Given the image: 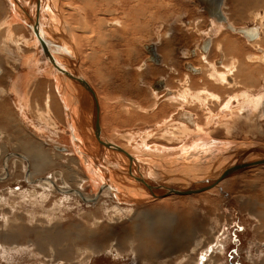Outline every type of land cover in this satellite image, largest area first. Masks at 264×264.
Here are the masks:
<instances>
[{
    "label": "rangeland",
    "instance_id": "1",
    "mask_svg": "<svg viewBox=\"0 0 264 264\" xmlns=\"http://www.w3.org/2000/svg\"><path fill=\"white\" fill-rule=\"evenodd\" d=\"M6 1L0 0V58L4 63H0V65L8 72L12 70L10 73V80L11 77L24 75V78L30 80L27 86L32 85L29 87L32 89L30 92L31 94L28 95L25 101L26 107L24 114L27 120L25 119L26 121H24L23 125L19 124L21 123L20 121L17 124L16 137L19 138L22 135L27 136L28 140H23L25 143H29L39 155L43 156L44 153L45 157H48L51 162L53 161V164H55V166L53 165V170L48 168L51 172L54 171L59 173L61 169L69 168L76 179L73 184L75 183V186H77L81 184L82 179L85 180L88 178H86L84 173L80 170L82 167L78 164V158L75 155L76 150H74L68 140L69 132L66 126L64 113L59 107L60 104L55 94L56 86L53 79L54 77L51 76V68L46 61H43V56L41 52H39V46L37 47L35 44L34 36L30 29L16 16L15 11L18 9L15 8L13 12L14 9H12L11 4H9L10 1ZM244 1L245 0H224V8L222 7V11L228 15L230 24L234 27L236 26V28L256 27V25L259 27L257 44L260 48V52L256 49V46L248 43L253 42L255 39L251 40L229 30H222V26L217 24L214 25V23H211V26L205 29V25L209 24V17L200 9V5L194 0H139L138 3L135 4L130 2V6H134L138 10L137 15L140 21L150 25L147 31L137 32L138 37L133 34V37L139 40L138 49H133L129 46L128 42L131 40V36H122L116 27L117 21H112L109 26H114V28H106L104 32L106 34L108 31L113 32L112 41L122 38L128 46L126 53L121 56V58L112 56L108 59V56L104 55L99 58L93 66L89 65L87 62L83 63L82 56H79L78 64L81 73L88 81L90 87L94 90L99 104L100 123L103 129L106 128V130L104 129L106 133L111 137L120 138L118 135L121 132L122 134L124 133V136L130 131L142 132L146 130V128L150 130L148 127L151 126V123L150 125L146 123L141 124V126L140 123L137 122L134 124L136 129L130 128L127 130H120L126 127L122 126L121 123L113 126L110 125L109 120L104 116L107 115L110 108V102L106 98V96L111 93L110 89H117V92L113 94L112 98L113 106L118 105L115 104L116 100H119L117 103H122V100H129L131 102V99L139 100L143 97L150 100V105H152L155 100L152 94L156 92L152 93L150 88L154 87V82L157 84L165 77L166 79L170 76L176 78L173 79L169 87L177 91L178 88H181L180 84H183L185 75H187L185 85L190 86L188 89H191L192 91L190 92H194L193 94L201 90V87L207 88L209 84L215 86V88H221L223 85H227L225 84L226 82L224 81V83L222 80L224 79L223 74L226 70L223 65L218 66L215 64L219 56L222 57L215 43L217 41L220 42L222 39L236 40L238 48L237 51H233V56L237 59L242 58L243 61L248 62L244 67L248 66L254 72L253 78L255 80V85H257V89L249 91L242 87L230 89L224 86L225 91L223 95L221 96L218 94L223 100H220L218 105L215 103L216 106H214L215 109L213 108V111L217 113L222 108L221 106H227L229 99H226L229 96H231V99L234 97L233 90L237 91V97L247 95L248 93L257 96L263 95L264 9L258 8V12H253L252 10H248L247 4ZM251 1L256 2L255 0ZM242 3L246 6L243 7ZM57 7L58 9L61 8V12L64 10L66 21L64 17L63 19L69 30H71L69 26L72 25H76L80 28L78 20L74 18L77 20L76 22L68 15L70 13L69 9L60 7L59 2ZM143 10L146 16L145 19L141 17ZM115 11L118 12L120 17L127 21L132 22L135 20V14H133L127 6H117ZM66 12H68V14ZM14 16L15 18H13ZM151 16L153 19H151ZM105 17L107 18L109 15ZM186 21L189 22L188 27L185 26ZM12 23H14V25H12ZM76 34L78 37L80 33L77 32ZM142 35H144L143 38ZM208 36L212 37V40L210 39L211 42L210 40H204V37ZM173 42H177V49L171 46ZM83 43V39H78L75 43L76 48L80 49ZM142 44H152L154 46V51L158 54H162V58H160L161 62L157 66L155 65L156 63H146L144 61L148 55L147 52L142 49ZM196 45H198V47H210L206 57L200 53L198 49L197 56L191 58V54L188 56V53L185 51L191 50V48L195 50ZM78 52L80 53V50H78ZM81 52H87V50L83 49L82 51L81 49ZM175 58H177V60L174 61ZM107 59L114 66H104V62ZM166 61L170 64L164 67ZM186 63L193 65L199 72L195 74L184 70V64ZM208 65L211 68L207 70L206 67ZM169 66L176 71V74L173 75L170 71L168 72ZM175 66H179V70H177ZM21 67L24 68L22 69ZM98 67L101 69L99 70ZM152 68H154V74L152 76H144L145 79H143L141 72ZM231 76L232 72L229 73L228 77ZM34 77H36L38 81L35 80ZM10 80L3 85L9 87L11 83ZM138 85L141 86L142 89L140 94H137L135 89ZM11 97L13 98V96ZM16 100L15 98L14 101ZM172 101L177 106L182 104V101ZM240 101L232 102L229 109H242L243 105L251 107V104L246 102L243 103V100ZM7 102H10L12 107L11 108L8 104L7 110L17 112V115H19V103L17 104V101L15 104L11 103L13 102L11 99ZM106 102L108 103L107 105H105ZM193 103L195 104L197 102L194 101ZM5 105L6 103L4 102L2 108H4ZM196 107L198 106L196 105ZM257 107L258 115H262L257 126L262 129L259 133L254 136L249 135L244 140H248L249 143L254 142L256 144H263L264 146V104H260ZM185 109L192 111V109L187 106H185ZM204 116L205 115L201 113L198 119V123L202 126L205 124ZM185 125L191 128L189 125L184 124V126ZM214 125L215 124L211 125V129ZM181 126L183 127L181 124H174L170 127V131L174 130L173 136L176 135L174 137L177 140V142H173L172 146L167 145L170 148L179 147L181 142L184 143V145H182L183 147L191 144L193 145L194 141L188 138L185 139L186 134L183 135L184 131ZM222 131L219 132V134H210V137L212 136V139L218 141L223 140L225 142H229V139H238L239 141L237 142L243 141L241 140L242 135L240 134H228V136L230 135L228 139L226 138L227 133L224 135ZM0 135V143L3 144L6 140V138H4L6 134L0 132ZM181 138H184L183 141H181ZM62 139L64 140L62 141ZM147 141L148 139H146V142ZM119 143L122 144L120 140ZM7 145L9 146V151L5 150V152H7V154L13 153L11 144L9 143ZM23 145L24 144H22V146ZM170 148L169 150H171ZM82 150L88 151L85 148ZM0 168L2 169L1 163ZM76 168H79V170ZM257 168L243 171L244 173H240L232 178V180L230 179L218 185V187L212 191L204 194L201 193L199 196L197 194L187 197L181 196L177 197L178 199L173 198V200L170 199L169 202L171 204L166 207L162 204L132 205L127 201H115L119 206L128 204L125 206L128 209H133V212H129V214L123 213L114 206L111 207L110 205L109 207L108 203H106L107 205L105 206H99L90 205V203L86 205L77 198L65 200L58 197L59 194H55V192L49 193L54 194L53 196L50 195L49 200L44 202L40 198L32 199V197L28 196L25 189L20 188L18 192L24 191V195L22 199L16 200V206H18L16 212L21 213L22 211V217H24L23 222L27 224H31L36 220H48V231H51L49 234L50 237L48 238L49 242H46V247H33V244H26V240L33 239L32 235L29 234L28 236H24L22 234V237H19V235L10 234L8 241L11 244H17L21 247L18 253H15L14 250L12 251L14 248L7 247L9 246L8 243L4 245L3 238L5 236L3 234L2 239H0V264H264V171L262 170L264 168L261 170L259 169L261 167ZM194 171L192 170L193 174H197V172ZM42 173L44 174L46 172L43 171ZM189 173L192 174L191 171H189ZM189 173L187 175H189ZM37 174H39V172ZM193 174L191 176H193ZM63 176L62 174V177ZM30 184L33 185V182ZM17 185L21 187L22 184L18 183ZM17 185L15 182L5 183L2 186L0 185V193L2 194L5 191L9 194L11 190H18ZM23 186H25V184H23ZM86 186L87 187L84 188V194L87 195L90 194L93 189L88 186V184H86ZM36 188L41 191L39 187L36 186ZM97 189L98 188H95V192H97ZM4 195H6L4 196L5 198L9 197L8 200L10 201L11 198L12 201L16 198L15 195L8 196L6 193H4ZM0 204H2L1 206L3 207L9 205L4 204V202ZM156 205H160L158 209L168 211L167 217L171 219L170 222L172 223L170 226V240H172L173 244L171 245L168 242L171 246L168 247L159 240L142 236L140 241L144 247H142V250L138 247L136 253L132 245H125V234L136 230V228L132 227L134 222L139 224L138 219L133 218V213H137V211L141 212L152 206L156 207ZM154 216H156V214ZM56 224L58 227L54 228ZM89 231L94 232L90 237L87 236ZM1 232H3V230ZM16 238L18 239L15 241ZM178 238H180V242L176 244ZM127 247H129V250L126 249ZM130 249L133 252L130 251ZM167 249L170 250L167 251Z\"/></svg>",
    "mask_w": 264,
    "mask_h": 264
},
{
    "label": "bare ground",
    "instance_id": "2",
    "mask_svg": "<svg viewBox=\"0 0 264 264\" xmlns=\"http://www.w3.org/2000/svg\"><path fill=\"white\" fill-rule=\"evenodd\" d=\"M8 1H10L9 4H11L12 9H14L13 12L15 11V8L18 9L15 13L21 21H29L32 25L39 26L41 33L46 38L47 44L45 47L53 59L54 64L58 66V69H56V67L45 58L35 37L34 42L37 47L39 46V52H41L43 56V61H46L51 68L49 69L51 76L54 77L53 79L56 86L55 94L60 104L59 107L64 113L66 126L69 132L68 140L74 150H76L75 155L78 158V164L82 167L80 170L84 173V176L88 178L85 180L82 179L81 184L75 186V183L73 184V182L76 181V179L74 178L73 173L70 172L69 168L61 169L62 172L60 171L59 173L54 171L51 172L50 170H53L54 168L53 165L55 166L53 161L51 162L48 157H45L44 153L43 156L39 155L29 143H25L23 140H28L27 136L22 135L19 138L16 137L17 124L20 121L21 123L19 124L23 125L24 121L27 120L26 115L24 114L26 107L25 101L26 98H28V95L31 94L30 92L32 89L29 87L32 85L27 86L28 81L30 80L24 78V75H17L15 77L12 73L14 77H11L10 80V73L12 70L8 72L0 65V132L6 134L4 135V138H6L5 143H0V163L2 164V169L0 168V185L2 186L3 184L10 182H15L17 184L20 180H24L27 185V188L19 187L17 185L18 190H11L12 192L9 191V194L5 191L2 194L0 193V203L4 202V204H9L7 207H3L1 206L2 204H0V239H2V235L4 234V245L8 243L9 246L7 247L14 248L11 249L12 251L14 250L15 253H18L21 247L17 244H11L8 241L10 234L19 235V237H22V234L24 236L30 234L33 236V239L26 240V237V244H33V247H46V242L49 240V234L51 233V231H48V220H36L31 224H27L23 222L24 217H22V211L21 213L16 212V210H18L16 200L22 199L24 195V191L18 192L20 188L25 189L28 196L32 197V199L40 198L44 202L48 201L49 196H53L54 194L49 193L55 192V194H59L58 197L65 200L77 198L86 205H89L90 203V205L93 204L99 206H105L107 205L106 203H108L109 207L110 205L111 207L114 206L123 213L129 214V212H133V209H128L125 206L128 204L119 206L115 201H127L132 205L162 204L166 207L171 204L169 202L170 199L173 200V198L181 197L178 195H164L163 192L166 188L181 187L185 184L194 183L196 181L199 182V180H203V178L209 174L211 175L210 177H216L220 175L222 171L227 169V167L248 162L257 157L256 155L249 156L246 151L251 149L257 151L260 149L264 150L263 144H256L254 142L249 143L248 140H244L247 136H254L262 129L257 126L260 117H262V115H258L257 106L264 104V94L257 96L248 93L247 95L237 97V91L233 90L234 97L231 99V96H229L226 99H229L227 106H221L222 108L217 113L213 111L214 106H216V104L218 105L220 100H223L221 96L225 91L224 86L229 87L230 89L242 87L249 91L257 89V85H255V80L253 78L254 72L250 67H244L248 62L243 61L242 58L237 59L233 56V51H237L238 48L236 40L222 39L220 42L217 41L215 43L217 45V50L222 54V57L220 56L215 64L218 66L223 65L226 70L223 74L224 79L222 80L223 82L225 81L226 83H224L227 85H223L222 82L223 86L221 88H215V86L209 84L207 85V88L201 87V90L193 94L194 92L191 93L190 91L192 90L188 89L190 86L185 85L187 80V75H185L183 84H180L181 88H178V90L175 91L170 88L169 85L173 79L176 78L170 76L167 77V79L166 77L164 79L162 78V81L154 84L153 88L149 87L152 93L156 92L152 94L155 98L152 105H150V100L143 97L139 100L131 99V102L129 100H122V103H117L119 100H116V102H114L118 105L115 106L112 104V98L113 94L117 92V89H110L111 93L106 96L110 102V108L107 115H104L107 120H109L110 125L113 126L121 123V125L126 128H121L120 130H127L130 128L136 129L134 124L137 122H139L140 125L145 123L150 125L151 123V126L148 127L150 130H147L146 128V130H143L142 132L130 131L124 136V133L122 134L121 132L120 134L118 133L119 135L117 134L120 138H115L108 135L105 131L106 128H104V130L100 123L98 100L94 90L90 87L88 81L81 73L78 64L79 56H82L83 63L87 62L89 65L93 66L96 61L104 55H107L108 59L112 56L121 58V56L126 53L128 46L122 38L112 41L111 38H113V32L108 31L107 34L104 32V29L106 28H114V26H109L112 21H117L116 27L122 36H131V40L128 42L129 46L133 49H138L139 40L134 38L133 34L138 37L137 32L147 31L150 27L148 23H142L140 21L137 15L138 10L134 6H130V2L135 4L138 3L139 0H22L24 3H20L19 0ZM255 1L256 2L251 0L244 1L247 4L248 10L258 12V8L264 9V0ZM58 2L60 3V7L63 9L66 7L70 10L69 14L68 12L66 13L74 21L77 22L78 20L80 28L76 25H72L69 26L71 28V30H69L67 24H65L66 17L64 15V10L61 12V8L58 9L57 7ZM120 5L129 7L130 11L135 14V20L130 22L120 17L118 12L115 11L116 7ZM20 6H22V8ZM242 6L245 7L246 5L244 6V3H242ZM222 14L225 19L224 23L209 18L207 28L211 26V23L222 26V30L225 31L227 30L226 24L233 26L229 22L228 15L223 11ZM107 15H109V17L106 18L105 16ZM141 17L143 19L146 17L144 15V10ZM13 18H15V16ZM151 19H153L152 16ZM12 25H14V23H12ZM185 26L188 27L189 25ZM256 27L259 30L257 25ZM234 28H236V26ZM77 32L80 33L78 37L76 36ZM143 37L144 35H142V38ZM78 39L84 40L80 49L75 46ZM205 39L212 40V37L208 36ZM257 40L258 37L257 39L255 38L253 42L248 43L256 46V49L260 52ZM145 45L147 44H142L141 47L144 50L146 49L145 51L150 55L146 61L152 62L153 64L156 63L155 65L157 66L161 62L160 58H162V54H158L154 51L153 45L152 47ZM81 49L82 51L83 49H86L87 52L82 53ZM197 49L206 57L210 47L196 46L195 50L191 49L185 52L188 53V56L191 54V58L197 54ZM78 50H80V53ZM108 59L104 62V66H114L108 61ZM221 60H223V62H221ZM0 63H3L1 58ZM167 64L170 63L166 61L164 67L167 66ZM208 68L211 67L208 65L206 69L208 70ZM98 69L100 70L101 68L98 67ZM184 70L195 74L199 72V70L190 63L184 64ZM169 71L173 75L176 74V71H174L171 66L168 67V72ZM230 72H232V76L228 77ZM141 74L143 79H145L144 76H152L154 74V68L143 71ZM34 79L37 80L36 77H34ZM8 80H10L11 83L9 87H5V82H8ZM135 89L137 94H140L142 91L141 86L139 85L136 86ZM11 96H13V98ZM15 98L17 99V104L19 103L18 107H20L19 115H17V112L7 110L8 104L11 107L10 102L8 103L7 101L11 99V101H13L11 103L15 104ZM172 100L182 101V104L177 106ZM240 100H243V103L246 102L251 104V107L242 104V109H229L232 102ZM194 101L197 103L194 104ZM4 102L6 105L2 108ZM162 102L168 104H163V106L155 109L153 113L151 112L147 115V110H153L154 106L156 107L157 104ZM107 104L108 103L106 102L105 105ZM196 105L198 107H196ZM185 106L191 108L192 111L196 113L194 114L192 111L186 110ZM166 108H168V110L161 111ZM170 108L172 110H170ZM161 112L163 113V117L159 118ZM166 112L170 115H165ZM201 113L205 115L203 117L205 119L204 126L198 123L199 115H201ZM96 124H98V132L96 131ZM174 124L183 125V127L181 126L184 131L183 135L186 134V137L184 136L185 139L188 138L189 140L194 141L193 145L191 144L183 147L182 145H184V143L181 141H183L184 138H181V141H179L181 142L179 147L170 148L167 146H172L174 141L177 142L174 137L176 135L173 136L174 130L170 131V127ZM184 124L189 125L191 128L186 125L184 126ZM213 124L215 125L211 129V125ZM221 131L224 135L227 133L226 138L228 139L230 138V135L228 136V134H240L242 135L241 140L243 141L237 142L239 141L238 139H229V142H225L223 140L218 141L212 139V136L210 137V134H219ZM146 139L151 141L146 142ZM63 140L64 139H62V141ZM119 140L123 145L119 143ZM9 143L13 149V153L11 154L5 152V150L9 151V146L7 145ZM22 144L24 145L22 146ZM83 148L88 151H83ZM169 148L171 150H169ZM258 167H261L259 168L260 170L264 168V166ZM48 168H50V170H48ZM76 169L79 170V168ZM192 170H195L197 174H193ZM262 170L264 171V169ZM43 171L46 173L43 174ZM189 171H191L193 176H191L192 174H190ZM38 172L39 174H37ZM242 172L224 178L215 187L201 193L204 194L212 191L218 187V185L225 183L230 179L232 180V178ZM188 173L191 177L187 175ZM62 174L64 175L63 177ZM32 182L33 185L30 184ZM86 184L93 189L92 192L87 195L84 194V188L87 187ZM36 186L39 187L41 191L37 190L38 188H36ZM95 188H98L97 192H95ZM4 193L8 196L15 195L16 198H14V201H12L11 198L10 201L8 200L9 197H4L6 196ZM201 193H197L198 196L201 195ZM159 207L160 205H156V207L152 206L141 212L137 211V213H133V218L138 219L139 224L134 222L132 227L136 228V230L125 234V245H132V248L136 253L138 247L140 250L144 247L140 241L142 236L159 240L162 244L167 245L168 247H171L168 242L171 245L173 244L172 240H170V226L172 223L170 222L171 219L167 217L168 211L158 209ZM155 214L156 216H154ZM56 227H58L57 224L54 225V228ZM2 230L3 232H1ZM93 233V231H89L87 236L90 237ZM17 239L18 238H16L15 241ZM179 242L180 238H178L176 244ZM126 249L129 250V247ZM168 250L170 249H167V251ZM130 251L132 250L130 249Z\"/></svg>",
    "mask_w": 264,
    "mask_h": 264
},
{
    "label": "water",
    "instance_id": "3",
    "mask_svg": "<svg viewBox=\"0 0 264 264\" xmlns=\"http://www.w3.org/2000/svg\"><path fill=\"white\" fill-rule=\"evenodd\" d=\"M197 2L200 7L203 9V11L206 13V15L209 18L215 19L217 22H225L224 16L222 14V4L223 0H194ZM20 3H24L22 0H19ZM22 8V6H20ZM24 24L30 29L32 35L37 39L40 48L42 49V52L45 56V58L58 69V66L54 64L53 59L49 55V52L47 48L45 47L46 43V38L44 35L41 33L39 26L37 25H32L29 21H23ZM226 29L233 32L240 34L246 38H249L251 40L255 39L258 37V29L254 26L252 27H240V28H234L233 26H230L226 24ZM98 124H96V131L98 132L99 129H97ZM99 128V127H98ZM257 150L251 149L246 151V153L250 155H256L254 160L244 162V163H239L237 165H233L231 167H227L224 171L220 173V175L216 177H210L211 175L209 174L208 176L203 178V180H199V182H194V183H189L185 184L184 186L181 187H169L166 188L163 192L164 195H178V196H188L192 194H197L201 193L204 191H207L213 187H215L221 180L224 178L234 175L235 173L242 172L247 169L255 168L258 166H264V150L260 149L256 152ZM174 186V185H173ZM161 187V186H160Z\"/></svg>",
    "mask_w": 264,
    "mask_h": 264
},
{
    "label": "crops",
    "instance_id": "4",
    "mask_svg": "<svg viewBox=\"0 0 264 264\" xmlns=\"http://www.w3.org/2000/svg\"><path fill=\"white\" fill-rule=\"evenodd\" d=\"M159 10H160V8H159ZM177 45H178L177 42H173L171 46L174 47L175 49H177ZM180 52H181V50H180ZM160 54H161V53H160ZM207 59H208V57H207ZM175 60H177V58H175L174 61H175ZM221 62H223V60H221ZM175 68H176L177 70H179L180 67H179V66H175ZM65 87H66V86H65ZM66 88H68V87H66ZM163 104H168V103H164V102H162V103L157 104L156 107L154 106V109H153V110H147V112H146L147 115H148L149 113H151V112L153 113V111H154L155 109H157L158 107L163 106ZM166 107H169V106H166ZM166 110H168V108L163 109V110H161V111H166ZM170 110H172V109L170 108ZM170 110H169V111H170ZM149 111H150V112H149ZM167 112H168V111H167ZM167 112L165 113V115H168V114H169V113H167ZM192 112H193L194 114L196 113V112H194V111H192ZM198 112H199V111H198ZM143 113H144V112H143ZM169 115H170V114H169ZM169 115H168V116H169ZM195 116H196V115H195ZM159 117H163V113H162V112L160 113V116H159Z\"/></svg>",
    "mask_w": 264,
    "mask_h": 264
},
{
    "label": "flooded vegetation",
    "instance_id": "5",
    "mask_svg": "<svg viewBox=\"0 0 264 264\" xmlns=\"http://www.w3.org/2000/svg\"><path fill=\"white\" fill-rule=\"evenodd\" d=\"M200 9H201V8H200ZM185 24H186V25H189V22L186 21ZM207 25H208V24H207ZM207 25H205V29L207 28ZM205 38H206V37H204V39H205ZM145 46L152 47V44H150V45H145ZM196 46H198V45H196ZM194 47H195V46H194ZM191 49H194V48H191ZM145 50H146V49H145ZM147 55H148V54H147ZM195 56H197V55H195ZM195 56H194V57H195ZM149 57H150V55L146 56V58L144 59V61H145L146 63H149L148 61H146ZM219 58H220V56H219ZM218 60H219V59H217L215 62H217ZM146 63H145V64H146ZM155 83H156V82H154L153 85H154ZM20 182H21V183H20ZM20 182H19V184H22V183L25 184V186H23V184H22L21 187L23 186V187L27 188V185H26V183H25L24 180H20ZM17 184H18V183H17ZM17 184H16V185H17ZM19 187H20V186H19Z\"/></svg>",
    "mask_w": 264,
    "mask_h": 264
}]
</instances>
